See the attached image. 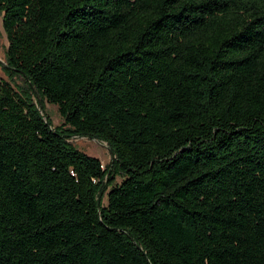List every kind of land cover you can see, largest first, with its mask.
Masks as SVG:
<instances>
[{
    "label": "trees",
    "instance_id": "16d2710c",
    "mask_svg": "<svg viewBox=\"0 0 264 264\" xmlns=\"http://www.w3.org/2000/svg\"><path fill=\"white\" fill-rule=\"evenodd\" d=\"M0 22V264H264V0H0Z\"/></svg>",
    "mask_w": 264,
    "mask_h": 264
},
{
    "label": "rangeland",
    "instance_id": "374dc122",
    "mask_svg": "<svg viewBox=\"0 0 264 264\" xmlns=\"http://www.w3.org/2000/svg\"><path fill=\"white\" fill-rule=\"evenodd\" d=\"M6 46V39L3 33V30L1 28V22H0V79H7V75H5L4 69L2 67L1 62L3 61V51ZM11 84L14 83L13 78L9 81ZM43 112L48 117V120L51 125H58L61 122V118L57 113L56 107L53 104H49L47 102H44L43 104ZM70 143H72L74 146H76L77 149L81 150L87 155H90V157H94L99 160L100 164L102 166L107 165L110 160V153L106 146V143L101 140H95L90 139L87 137H77L72 136L68 139ZM116 181H118L116 179Z\"/></svg>",
    "mask_w": 264,
    "mask_h": 264
}]
</instances>
